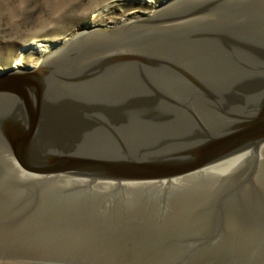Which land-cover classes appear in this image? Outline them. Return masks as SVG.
Instances as JSON below:
<instances>
[{"label": "water", "instance_id": "95a60500", "mask_svg": "<svg viewBox=\"0 0 264 264\" xmlns=\"http://www.w3.org/2000/svg\"><path fill=\"white\" fill-rule=\"evenodd\" d=\"M0 260L264 264V0H174L0 73Z\"/></svg>", "mask_w": 264, "mask_h": 264}, {"label": "rangeland", "instance_id": "374dc122", "mask_svg": "<svg viewBox=\"0 0 264 264\" xmlns=\"http://www.w3.org/2000/svg\"><path fill=\"white\" fill-rule=\"evenodd\" d=\"M174 0H0V73L38 66L33 43L60 42L94 28H114L149 17ZM31 50L24 54L23 49ZM17 60L19 64L14 65ZM20 65V66H19ZM0 264H32L0 260Z\"/></svg>", "mask_w": 264, "mask_h": 264}, {"label": "bare ground", "instance_id": "6f19581e", "mask_svg": "<svg viewBox=\"0 0 264 264\" xmlns=\"http://www.w3.org/2000/svg\"><path fill=\"white\" fill-rule=\"evenodd\" d=\"M70 37H65L63 41H66L68 40ZM63 41H60V42H39L37 41L36 43H33L32 45H30L29 48L32 49V52H36V53H39L41 55H44L45 53L47 52H50L52 50H54L60 43H62ZM29 48H25L23 49L24 51V54L27 53L28 51L31 52V50ZM44 58V57H43ZM42 61V60H41ZM40 61V62H41ZM39 62V63H40ZM19 64V61L17 60V62L14 64L15 66ZM20 66V65H19Z\"/></svg>", "mask_w": 264, "mask_h": 264}]
</instances>
